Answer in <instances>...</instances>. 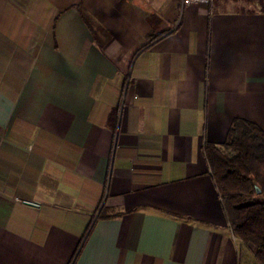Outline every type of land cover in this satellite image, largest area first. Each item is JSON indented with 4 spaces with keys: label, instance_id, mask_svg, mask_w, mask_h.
<instances>
[{
    "label": "crops",
    "instance_id": "0c3cea01",
    "mask_svg": "<svg viewBox=\"0 0 264 264\" xmlns=\"http://www.w3.org/2000/svg\"><path fill=\"white\" fill-rule=\"evenodd\" d=\"M264 131V0H0V264H261L205 155Z\"/></svg>",
    "mask_w": 264,
    "mask_h": 264
},
{
    "label": "trees",
    "instance_id": "16d2710c",
    "mask_svg": "<svg viewBox=\"0 0 264 264\" xmlns=\"http://www.w3.org/2000/svg\"><path fill=\"white\" fill-rule=\"evenodd\" d=\"M205 155L231 232L264 264V131L236 117L222 143L205 145Z\"/></svg>",
    "mask_w": 264,
    "mask_h": 264
},
{
    "label": "built area",
    "instance_id": "2783aa9c",
    "mask_svg": "<svg viewBox=\"0 0 264 264\" xmlns=\"http://www.w3.org/2000/svg\"><path fill=\"white\" fill-rule=\"evenodd\" d=\"M183 3L185 4H191V3H199V2H203V3H212V0H182Z\"/></svg>",
    "mask_w": 264,
    "mask_h": 264
},
{
    "label": "water",
    "instance_id": "95a60500",
    "mask_svg": "<svg viewBox=\"0 0 264 264\" xmlns=\"http://www.w3.org/2000/svg\"><path fill=\"white\" fill-rule=\"evenodd\" d=\"M252 184H253V186L255 188L256 193H260L261 192L260 187L253 180H252Z\"/></svg>",
    "mask_w": 264,
    "mask_h": 264
}]
</instances>
